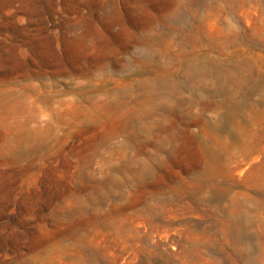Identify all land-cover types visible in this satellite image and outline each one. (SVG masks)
Here are the masks:
<instances>
[{"label":"rangeland","instance_id":"374dc122","mask_svg":"<svg viewBox=\"0 0 264 264\" xmlns=\"http://www.w3.org/2000/svg\"><path fill=\"white\" fill-rule=\"evenodd\" d=\"M0 264H264V0H0Z\"/></svg>","mask_w":264,"mask_h":264}]
</instances>
